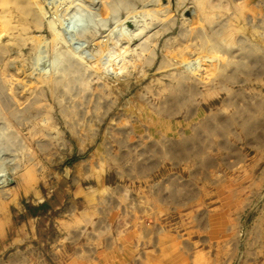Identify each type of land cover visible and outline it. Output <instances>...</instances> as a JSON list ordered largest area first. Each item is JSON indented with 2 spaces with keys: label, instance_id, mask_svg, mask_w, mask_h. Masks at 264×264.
<instances>
[{
  "label": "rangeland",
  "instance_id": "1",
  "mask_svg": "<svg viewBox=\"0 0 264 264\" xmlns=\"http://www.w3.org/2000/svg\"><path fill=\"white\" fill-rule=\"evenodd\" d=\"M67 1L0 0V264H264V0Z\"/></svg>",
  "mask_w": 264,
  "mask_h": 264
},
{
  "label": "bare ground",
  "instance_id": "2",
  "mask_svg": "<svg viewBox=\"0 0 264 264\" xmlns=\"http://www.w3.org/2000/svg\"><path fill=\"white\" fill-rule=\"evenodd\" d=\"M68 1H70V2H72V3H73V2L75 3L76 0H68ZM68 1H67V2H68ZM68 6H69V5H68ZM5 180H6V179H5ZM2 181H3V180H2ZM8 183H9V182H8ZM9 185H10V184H9Z\"/></svg>",
  "mask_w": 264,
  "mask_h": 264
}]
</instances>
